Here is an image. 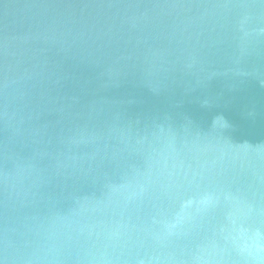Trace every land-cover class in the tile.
<instances>
[{
    "label": "water",
    "instance_id": "water-1",
    "mask_svg": "<svg viewBox=\"0 0 264 264\" xmlns=\"http://www.w3.org/2000/svg\"><path fill=\"white\" fill-rule=\"evenodd\" d=\"M0 264H264V0H0Z\"/></svg>",
    "mask_w": 264,
    "mask_h": 264
}]
</instances>
